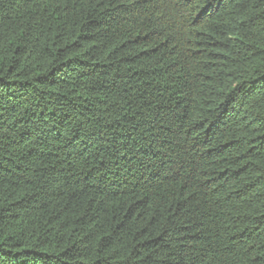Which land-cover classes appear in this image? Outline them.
Here are the masks:
<instances>
[{"label":"trees","instance_id":"trees-1","mask_svg":"<svg viewBox=\"0 0 264 264\" xmlns=\"http://www.w3.org/2000/svg\"><path fill=\"white\" fill-rule=\"evenodd\" d=\"M0 264H264V0H0Z\"/></svg>","mask_w":264,"mask_h":264}]
</instances>
